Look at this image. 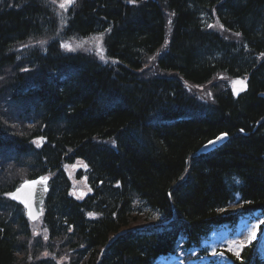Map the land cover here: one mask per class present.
I'll return each instance as SVG.
<instances>
[{
    "label": "trees",
    "instance_id": "1",
    "mask_svg": "<svg viewBox=\"0 0 264 264\" xmlns=\"http://www.w3.org/2000/svg\"><path fill=\"white\" fill-rule=\"evenodd\" d=\"M57 12L55 0H0V163L54 176L43 224L53 255H69L62 264H151L177 234L195 244L233 219L235 193L241 211L264 214V0H76L65 38L104 33L113 67L56 43L22 57L21 46L55 36ZM156 55L158 73L138 74ZM221 76L247 77V90L233 98L215 86L201 102L184 86ZM221 133L223 147L196 156ZM37 137L39 150L29 144ZM78 159L93 187L82 202L62 171ZM16 174L0 175V264H60L40 256L51 247L32 241L4 197ZM257 249L243 248L239 262L259 264Z\"/></svg>",
    "mask_w": 264,
    "mask_h": 264
},
{
    "label": "snow or ice",
    "instance_id": "2",
    "mask_svg": "<svg viewBox=\"0 0 264 264\" xmlns=\"http://www.w3.org/2000/svg\"><path fill=\"white\" fill-rule=\"evenodd\" d=\"M75 2V0H65V3H67L68 5H71ZM129 3H134L135 0H128ZM65 3H61L60 4V7L61 8H65ZM171 23V22H170ZM211 27V26H210ZM238 35V34H237ZM43 43V42H42ZM63 47H65L68 51H72V49L70 47H68L67 45H62ZM101 59H103V56L100 57ZM23 71H27V69H22ZM236 83H243L242 81H237ZM227 134H222L220 137H218L217 139L218 140H222L224 138V136H226ZM33 143H36V141H33ZM210 143H215L214 141H210ZM86 167V165H85ZM234 179V182L235 183H239V180L238 178H233ZM47 182V177H40L36 180H32V181H24L23 184L17 188L16 190V193H18L19 191H21L24 187H27V186H36V185H41V184H46ZM16 193H7L6 195L9 196V198L11 199H14V200H18V196ZM19 203H22L24 204V207L26 209H28V212H27V215L29 216V219H35L36 217L33 216V213H32V209H31V205L27 202V201H24V200H19ZM91 215V214H90ZM256 236V233H252V238L254 239ZM251 242V241H249ZM240 248H243L244 245H240L239 246ZM229 251H231V249H229ZM217 254L216 253H213V256H216ZM234 255L236 256L237 259L240 258V251L237 250L235 251Z\"/></svg>",
    "mask_w": 264,
    "mask_h": 264
},
{
    "label": "water",
    "instance_id": "3",
    "mask_svg": "<svg viewBox=\"0 0 264 264\" xmlns=\"http://www.w3.org/2000/svg\"><path fill=\"white\" fill-rule=\"evenodd\" d=\"M221 136V135H220ZM219 136V137H220ZM218 138V137H217ZM214 139L213 141L215 142V143H208V144H206L205 146H203L201 149H200V151H199V153H207V152H209L210 150H213V149H215V148H217L218 146H220L222 143H224L226 140H227V136H224V138L222 139V140H218V139ZM30 188L31 187H33V193H34V187H36V189H35V191H40L38 194H40L39 196H38V198L36 199V200H39L40 202L39 203H41V199H42V197H44V195L46 194V189H45V187H44V184H41V185H36V186H29ZM24 190H26V189H22L21 191H19L18 193H16L17 194V196H18V200H14V201H16L17 203H19V200H24V201H27L30 205H31V208H33V210L35 211V212H37V210H38V206H39V203H38V205L37 204H34V196L32 195L33 193H31V196H27L26 197V195H22L23 193H24ZM30 191H27V194L29 193ZM37 194V195H38ZM20 204H22V203H20ZM24 205V204H23ZM28 210V209H27ZM34 213V212H33Z\"/></svg>",
    "mask_w": 264,
    "mask_h": 264
},
{
    "label": "rangeland",
    "instance_id": "4",
    "mask_svg": "<svg viewBox=\"0 0 264 264\" xmlns=\"http://www.w3.org/2000/svg\"><path fill=\"white\" fill-rule=\"evenodd\" d=\"M65 2V1H64ZM94 44H96V42H94ZM152 76H154V73L152 72V73H146V74H144V77L145 78H148V77H152ZM237 81H242V80H237ZM237 81H232V83H233V85H232V89H238V92H236V91H234V90H232V92H233V95L234 96H237L238 95V93L240 92V91H242V89L244 88H246V82L245 81H242L243 83H236ZM243 85V86H242ZM195 93H197V94H201V93H206V91H205V88L203 89V90H195ZM9 164L7 163V166H8ZM3 167H6V165H3ZM248 236H243V237H241V241L242 242H247L248 241ZM235 246V245H234ZM233 245H232V247H234ZM237 248H239L240 249V247H239V245H237V246H235V249H237Z\"/></svg>",
    "mask_w": 264,
    "mask_h": 264
}]
</instances>
